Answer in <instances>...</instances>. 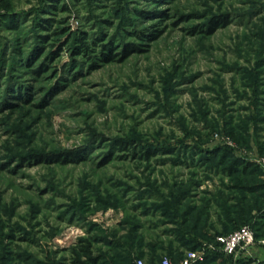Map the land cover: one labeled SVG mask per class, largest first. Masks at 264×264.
I'll use <instances>...</instances> for the list:
<instances>
[{"label":"rangeland","instance_id":"obj_1","mask_svg":"<svg viewBox=\"0 0 264 264\" xmlns=\"http://www.w3.org/2000/svg\"><path fill=\"white\" fill-rule=\"evenodd\" d=\"M262 207L264 0H0V264H264Z\"/></svg>","mask_w":264,"mask_h":264},{"label":"built area","instance_id":"obj_2","mask_svg":"<svg viewBox=\"0 0 264 264\" xmlns=\"http://www.w3.org/2000/svg\"><path fill=\"white\" fill-rule=\"evenodd\" d=\"M253 241V232L248 228L244 227L237 230L236 233L230 234L228 236H221L216 239V244L223 246L224 251L229 254L235 253L237 248L250 245ZM205 255V249L200 248L199 250H192L184 258L177 261L174 264H197L202 261ZM136 264H142L138 261ZM162 264H171L168 261H163Z\"/></svg>","mask_w":264,"mask_h":264},{"label":"trees","instance_id":"obj_3","mask_svg":"<svg viewBox=\"0 0 264 264\" xmlns=\"http://www.w3.org/2000/svg\"><path fill=\"white\" fill-rule=\"evenodd\" d=\"M155 14V13H154ZM141 16H146V14H140ZM212 21L210 22L211 23V26L209 27V29L210 30H208L210 33L212 32V31H214L215 30V28L216 27H218V26H225L227 23H228V21L227 20H224V18H222V17H220V16H214V18H212L211 19ZM107 52L108 53H105V55H108L109 54V52H110V50L108 49L107 50ZM125 53H126V51H124ZM111 54L112 55H110V56H108L107 57V60H109V59H113V57H114V53H112L111 52ZM105 57V59H106V56H104ZM18 96L19 95H21L22 94V92H21V90L20 91H18ZM16 94V95H17ZM17 96V97H18ZM117 145H119V148H120V150H125V149H127V144H126V142H117ZM151 153H153V152H150V150H148L147 151V154H151ZM67 156H68V154H66ZM64 157H66V156H64ZM74 156H72V158H73ZM72 161H73V159H71ZM240 163H242V161L241 160H234V163H232V165L230 166V167H228L226 170H227V172H233V171H235V168H236V166H239V164ZM248 166H249V164H245L244 166H241L242 168V170L241 171H243L244 169H247L248 168ZM255 187H250V188H247L249 191L250 190H252V189H254ZM255 217H258V218H260V220L261 219H264V207H262L261 209H259V212L255 215ZM259 220V219H258ZM258 222L259 221H256L255 223H253L252 224V229H253V231L255 230V225L256 224H258ZM208 255V254H207ZM205 258H207V256H205Z\"/></svg>","mask_w":264,"mask_h":264}]
</instances>
